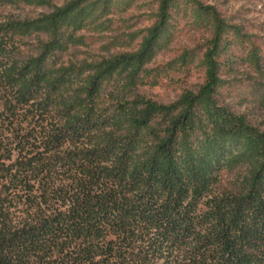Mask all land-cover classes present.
Instances as JSON below:
<instances>
[{
    "label": "trees",
    "instance_id": "16d2710c",
    "mask_svg": "<svg viewBox=\"0 0 264 264\" xmlns=\"http://www.w3.org/2000/svg\"><path fill=\"white\" fill-rule=\"evenodd\" d=\"M136 1L55 8L28 24L45 40L24 60L0 28V264H264V128L219 93L232 46L247 44V61L264 68L239 26L201 0H159L153 25L129 35L137 50L50 64L69 31L106 33ZM176 17L210 31L205 83L160 105L135 91ZM110 84L134 95L102 106ZM224 171H242L241 183L213 194Z\"/></svg>",
    "mask_w": 264,
    "mask_h": 264
},
{
    "label": "rangeland",
    "instance_id": "374dc122",
    "mask_svg": "<svg viewBox=\"0 0 264 264\" xmlns=\"http://www.w3.org/2000/svg\"><path fill=\"white\" fill-rule=\"evenodd\" d=\"M72 0H0V28L8 33L10 44L20 60L35 57L44 37L27 26L42 15L50 14ZM214 6L230 24L239 26L250 42L258 49L264 64V0H201ZM159 0H137L126 12L114 13L112 28L106 33L69 31L67 52L54 54L52 66L79 64L108 57L112 54L132 52L138 49L141 38L128 47L129 35L145 32L154 23L153 14ZM175 36L167 50L159 53L148 65L149 75L138 86V93L160 105L175 102L186 91H197L205 83V72L200 64L202 55L211 39L210 31L196 28L189 18L176 17ZM123 45L121 47H118ZM187 51L198 55L193 63L182 67L177 60ZM248 46H232L223 58L227 66L222 71L223 87L220 101L235 113L245 116L250 123L264 128V68L255 70L247 61ZM114 84L107 86L100 103L112 107L118 100H131L133 93L117 95ZM0 107V111H1ZM1 130V127H0ZM1 132V131H0ZM242 171H224L213 194L236 191L241 183Z\"/></svg>",
    "mask_w": 264,
    "mask_h": 264
}]
</instances>
